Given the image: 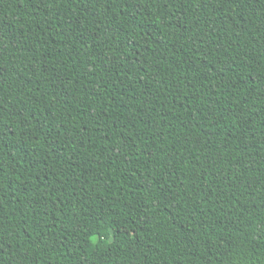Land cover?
Masks as SVG:
<instances>
[{"label": "trees", "instance_id": "1", "mask_svg": "<svg viewBox=\"0 0 264 264\" xmlns=\"http://www.w3.org/2000/svg\"><path fill=\"white\" fill-rule=\"evenodd\" d=\"M0 264H264V0H0Z\"/></svg>", "mask_w": 264, "mask_h": 264}, {"label": "rangeland", "instance_id": "2", "mask_svg": "<svg viewBox=\"0 0 264 264\" xmlns=\"http://www.w3.org/2000/svg\"><path fill=\"white\" fill-rule=\"evenodd\" d=\"M117 231L126 233L127 231L125 229L119 228Z\"/></svg>", "mask_w": 264, "mask_h": 264}]
</instances>
